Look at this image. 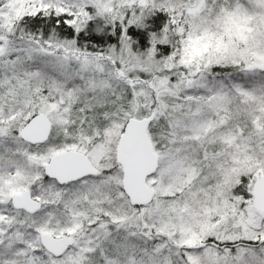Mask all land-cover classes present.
I'll return each mask as SVG.
<instances>
[{
	"label": "snow or ice",
	"instance_id": "1",
	"mask_svg": "<svg viewBox=\"0 0 264 264\" xmlns=\"http://www.w3.org/2000/svg\"><path fill=\"white\" fill-rule=\"evenodd\" d=\"M0 264H264V0H0Z\"/></svg>",
	"mask_w": 264,
	"mask_h": 264
}]
</instances>
